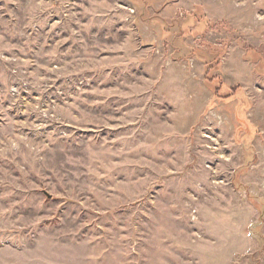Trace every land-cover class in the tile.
I'll use <instances>...</instances> for the list:
<instances>
[{
    "label": "rangeland",
    "instance_id": "374dc122",
    "mask_svg": "<svg viewBox=\"0 0 264 264\" xmlns=\"http://www.w3.org/2000/svg\"><path fill=\"white\" fill-rule=\"evenodd\" d=\"M0 264H264V0H0Z\"/></svg>",
    "mask_w": 264,
    "mask_h": 264
}]
</instances>
